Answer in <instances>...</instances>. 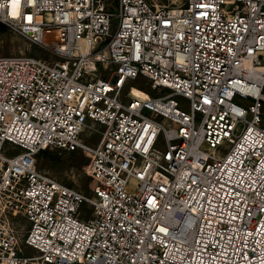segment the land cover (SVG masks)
Here are the masks:
<instances>
[{
	"label": "built area",
	"instance_id": "1",
	"mask_svg": "<svg viewBox=\"0 0 264 264\" xmlns=\"http://www.w3.org/2000/svg\"><path fill=\"white\" fill-rule=\"evenodd\" d=\"M0 23L48 54L0 57V264H264V0H0ZM47 149L90 154L92 191Z\"/></svg>",
	"mask_w": 264,
	"mask_h": 264
},
{
	"label": "rangeland",
	"instance_id": "2",
	"mask_svg": "<svg viewBox=\"0 0 264 264\" xmlns=\"http://www.w3.org/2000/svg\"><path fill=\"white\" fill-rule=\"evenodd\" d=\"M170 1L181 4L184 0ZM114 32L115 28L112 30V33ZM47 55L46 52L31 46L22 34L7 28L0 31V57L36 56L47 58ZM143 83V80L139 79L130 82L129 85L152 93L148 86H143ZM139 91L138 89L135 93L138 94ZM182 104L188 108L187 102L182 101ZM81 139L87 145L96 146L99 138L98 135H88L85 133L81 135ZM223 149L226 152L228 147L224 146ZM91 161L92 156L85 152L60 155L54 149H47L36 155V167L39 171L47 173L65 185L78 189L85 194H89L95 186V182L90 174Z\"/></svg>",
	"mask_w": 264,
	"mask_h": 264
},
{
	"label": "water",
	"instance_id": "3",
	"mask_svg": "<svg viewBox=\"0 0 264 264\" xmlns=\"http://www.w3.org/2000/svg\"><path fill=\"white\" fill-rule=\"evenodd\" d=\"M4 29H6V27L3 24L0 23V31H2Z\"/></svg>",
	"mask_w": 264,
	"mask_h": 264
},
{
	"label": "bare ground",
	"instance_id": "4",
	"mask_svg": "<svg viewBox=\"0 0 264 264\" xmlns=\"http://www.w3.org/2000/svg\"><path fill=\"white\" fill-rule=\"evenodd\" d=\"M133 90H134V92L138 91V89H136V88H134V87H133Z\"/></svg>",
	"mask_w": 264,
	"mask_h": 264
}]
</instances>
